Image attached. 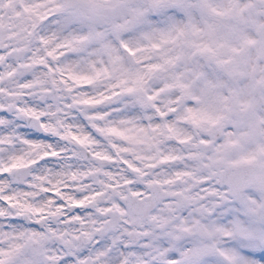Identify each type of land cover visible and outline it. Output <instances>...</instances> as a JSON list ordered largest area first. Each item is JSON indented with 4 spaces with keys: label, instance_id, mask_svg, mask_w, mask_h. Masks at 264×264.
<instances>
[{
    "label": "snow or ice",
    "instance_id": "1",
    "mask_svg": "<svg viewBox=\"0 0 264 264\" xmlns=\"http://www.w3.org/2000/svg\"><path fill=\"white\" fill-rule=\"evenodd\" d=\"M0 264H264V0H0Z\"/></svg>",
    "mask_w": 264,
    "mask_h": 264
}]
</instances>
